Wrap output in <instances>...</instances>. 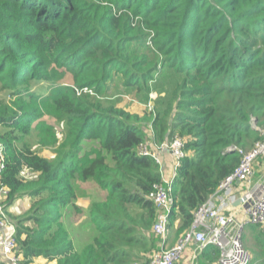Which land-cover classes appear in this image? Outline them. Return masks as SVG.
Listing matches in <instances>:
<instances>
[{"label":"trees","instance_id":"trees-1","mask_svg":"<svg viewBox=\"0 0 264 264\" xmlns=\"http://www.w3.org/2000/svg\"><path fill=\"white\" fill-rule=\"evenodd\" d=\"M115 79L153 111L139 116L104 98ZM83 87L95 96H77ZM0 88L11 98L0 105L5 207L29 199L11 218L18 264H137L159 244L148 195L162 184L139 146L184 143L168 215L180 237L238 167L239 151L260 140L264 0H0ZM45 115L62 127L57 145ZM33 129L50 136L52 158L17 144ZM24 167L32 179L19 176ZM85 186L104 197L90 203V238L77 251L62 220L82 214L76 193ZM262 253L249 264H264ZM198 258L216 263L218 251Z\"/></svg>","mask_w":264,"mask_h":264},{"label":"built area","instance_id":"built-area-1","mask_svg":"<svg viewBox=\"0 0 264 264\" xmlns=\"http://www.w3.org/2000/svg\"><path fill=\"white\" fill-rule=\"evenodd\" d=\"M75 91L77 96L83 94L95 96L94 91L88 87ZM150 97L152 98V95ZM153 108L152 102L147 104L149 112L153 111ZM5 148L0 141V260L8 264H18L22 257L15 240L16 227L5 207L9 188L1 181L5 168ZM183 148V141L177 137L160 145L145 141L138 148L140 156L150 157L157 162L162 182L148 195L156 209L152 231L159 238L160 246L157 250L151 251L140 264H180L179 261L189 246L195 247L190 259L191 264H194L198 253L208 246L217 249L218 264H249L251 256L244 250L241 241L244 230L248 226H255L264 234V179L254 180V165L264 160V130L261 132L260 140L249 150L239 151L240 164L223 180L206 202L196 209L188 231L182 234L174 245L166 248L168 215L174 203L171 196L172 185L177 177L180 161L185 156ZM165 152L171 155L174 162L169 176L166 175L161 161V156ZM19 176L30 179L33 177L26 167L20 171ZM235 184H239L242 192L238 200L244 211L240 217L232 210L236 200Z\"/></svg>","mask_w":264,"mask_h":264},{"label":"rangeland","instance_id":"rangeland-1","mask_svg":"<svg viewBox=\"0 0 264 264\" xmlns=\"http://www.w3.org/2000/svg\"><path fill=\"white\" fill-rule=\"evenodd\" d=\"M152 81H154V79ZM157 87L158 85H155V89ZM32 89L34 91H39L40 93L38 94L43 93L42 91L43 86H39V85L33 86ZM150 95H152V98L155 99L157 97V92L153 90L152 94ZM104 98L110 99V100L114 99L117 103L116 105L117 107L122 108V109L126 108L128 111L139 112L141 111V107L146 105L141 100L142 97L140 95L134 96L133 91L129 89L128 90L123 89L118 79H115L114 81L111 82V86L108 88L107 95ZM10 101H11V98L9 97L8 93L0 88V105H3V103L9 104ZM45 118L48 120L49 125H53V132H54L55 139H57V143H56L57 145L62 140V137H63L62 127L60 125H57L54 119H51L49 116L45 115ZM4 130H5L4 127L3 128L0 127V133H2ZM49 140H50V136L47 134V132L40 133V132H37L35 129H33L29 134L25 135L23 138H20V142L17 144H20V145L26 144L32 149V151L38 153L39 155L43 157L45 156L47 158H52L55 155L54 149L56 146L48 143L47 141ZM77 192L78 193H76V202L77 204H80V205L85 204L86 201H93L95 199L99 200L104 197V193L95 188L86 189V190L81 189ZM23 200L25 202L22 201V202L16 203L15 212L17 213V215H20L21 213L24 212V209L26 210L29 207V199L27 200L25 198ZM8 216L12 218L13 215L11 212H8ZM82 217H83L82 214H78V216L66 215L65 220L64 219L62 220L63 225L65 227L67 225V228L70 230L69 233L74 243L73 245L77 251H79L82 245L87 243L88 239L90 238V233L85 231L84 229L85 226L83 225V221L85 219H82ZM79 219H81L82 222L77 223ZM248 228L249 227H247L244 230V235L241 241H242L244 250H246L248 254H250L251 261L257 262L260 254H263L262 252L264 250V244H262L260 247H259V244H261L262 241H264V236H262L263 234L261 233L259 229L257 230L252 229L253 230L252 233L249 232L250 236L247 237L246 234H248V231H249ZM175 229L171 230L170 235H172L173 237L176 236ZM257 240H259L260 242L256 243ZM159 246H160V243L157 244L156 248L154 249L157 250ZM165 247L167 248V246ZM151 250L153 251V249ZM151 250H149L148 253ZM145 256L146 254L144 255V257ZM141 262L142 261H139L137 264H140ZM31 264H46V263L44 261L43 263H41L40 260L37 261V259H33ZM194 264H199V262H197V259L194 261ZM201 264H205V263H201Z\"/></svg>","mask_w":264,"mask_h":264},{"label":"crops","instance_id":"crops-1","mask_svg":"<svg viewBox=\"0 0 264 264\" xmlns=\"http://www.w3.org/2000/svg\"><path fill=\"white\" fill-rule=\"evenodd\" d=\"M125 110H127L126 108H124ZM147 110V106L145 105V106H143V107H141V111H139V112H135V111H129V112H131V113H134V114H137V115H139V116H142L143 114H144V112ZM128 111V110H127ZM148 134H149V132H148ZM150 134H151V132H150ZM161 161L163 162V164H164V166H163V168H164V170H165V173H166V175L167 176H169V174L171 173V170H172V165H173V160H172V157H171V155L169 154V153H164V154H162V156H161ZM254 170H255V177H254V180L255 181H258L259 179H261V178H263L264 179V160H260V161H258L257 163H255V165H254ZM88 187H86L85 186V190L87 189ZM242 192H241V190H240V186H239V184H235L234 185V194H235V196H236V200H235V202H234V204L232 205V210L236 213V215H237V217H240L241 215H242V213H243V211H244V207L242 206V204H241V202H239V196H240V194H241ZM26 198V197H25ZM25 198H21V199H18V200H16L11 206H10V208L8 209V212H11L12 213V215H14V216H17V213L15 212V206H16V203H18V202H25L23 199H25ZM27 199V198H26ZM93 201H96V199L95 200H93ZM93 201H86L85 202V204H82V205H80V204H77V202L75 203L76 205H78V207L82 210V214H83V217H82V219H85L86 218V214H87V210H88V208H89V206H90V203L91 202H93ZM20 204V203H19ZM22 208V207H21ZM29 209V207L25 210L24 209V212L23 213H21V214H24L25 213V211H27ZM20 214V215H21ZM66 215H71V210L69 211V210H67L66 211V213H65V216ZM64 220H65V217H64ZM80 222H82L81 221V219H79L78 220V222L77 223H80ZM84 222V221H83ZM86 225H87V223H86ZM87 226H90V225H87ZM179 226V222H178V220H176V223H175V226H174V228H177ZM249 228V231H248V234H246V236L248 237V236H250L249 234L250 233H252V231L253 230H257L258 228L257 227H255V226H248ZM65 228H67V225H66V227ZM253 229V230H252ZM67 230L68 231H70L68 228H67ZM169 231H170V233H169ZM250 232V233H249ZM171 234V230H168V234H167V240H166V246H167V248H168V246L170 247V246H172V245H174L175 243V241L176 240H178V236H175V237H173L172 235H170ZM259 241V240H258ZM256 242V243H259V242ZM262 245V243L261 244H259V247ZM194 249H195V247L194 246H189L188 247V250L184 253V255L181 257V260L179 261V263L180 264H191V261H190V259H191V255H192V253L194 252ZM150 253V252H149ZM148 253V254H149ZM201 252H199L198 253V255H197V258H198V256H199V254H200ZM148 254L146 255V257L148 256ZM37 259V261L38 260H40L41 261V263H43V259H41V258H36ZM199 261V258L197 259V262ZM45 262V261H44ZM202 262V261H201ZM46 263V262H45ZM204 263V262H203ZM256 263H258V261L256 262ZM46 264H48V263H46ZM205 264H218V262L216 261V263L214 262V263H205Z\"/></svg>","mask_w":264,"mask_h":264}]
</instances>
